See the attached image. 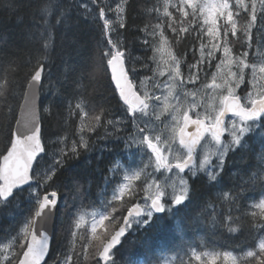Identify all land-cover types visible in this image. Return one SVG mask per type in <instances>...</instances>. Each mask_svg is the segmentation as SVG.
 I'll return each instance as SVG.
<instances>
[{
    "label": "snow or ice",
    "instance_id": "6c2138e0",
    "mask_svg": "<svg viewBox=\"0 0 264 264\" xmlns=\"http://www.w3.org/2000/svg\"><path fill=\"white\" fill-rule=\"evenodd\" d=\"M3 6L17 14V24L31 16L26 32L38 46L25 55L0 35L4 115H13L8 97L15 87L25 99L23 119L4 126L0 206L25 208L15 234L6 229L0 241V264H48L54 218L67 195L57 181L65 172L73 173L80 211L70 218L71 238L55 264H118L124 241L154 228L164 231L166 243L183 241L190 229L243 230L252 241L246 251L186 247L190 261L264 264V0H162L137 12L146 14L142 27L129 16L133 0L114 6L109 0H4ZM82 21L97 30L93 63L112 86L111 98L100 90L101 75L66 64V130L46 140L37 101L51 74L56 29H64L61 44L74 41L69 32ZM186 39L195 43L178 54L174 45ZM25 67L21 84L16 77ZM105 156L111 159L101 169ZM81 162L86 169L76 171ZM93 173L100 180L95 193ZM256 189L260 198L253 200ZM94 194L99 210L86 213L84 202Z\"/></svg>",
    "mask_w": 264,
    "mask_h": 264
},
{
    "label": "trees",
    "instance_id": "16d2710c",
    "mask_svg": "<svg viewBox=\"0 0 264 264\" xmlns=\"http://www.w3.org/2000/svg\"><path fill=\"white\" fill-rule=\"evenodd\" d=\"M67 2V0H63ZM117 0H109L113 6ZM158 2L162 0H133V6L129 9L130 18H135V23L143 26L145 22V15H138L137 12H143V9L151 8L157 5ZM4 0H0V35L8 38L10 42H14L17 47L22 50L25 55L29 54L34 47L38 44H33L29 42L28 34L26 32L27 28L31 27V16L25 15V20L23 24H17L16 13L11 10H7L3 6ZM95 10V9H94ZM24 15V13H19ZM6 18V19H5ZM246 17L241 13L240 18H237L241 23ZM54 21V17L51 18ZM75 19V16H74ZM155 22V21H153ZM64 29H56V47L52 52V64L50 66V76L44 80V87L41 94V113H42V125L44 138L46 140H54L57 136L62 135L66 130L63 127L62 115L64 112V105L66 103V97H68L71 92V84L69 80L63 79L65 73L66 64H72L74 67L79 68L81 71L86 72H96L101 75L100 90L103 92L104 97L111 98V85L106 78H103V69L95 67L93 61L96 59V42L98 39L97 30L88 25L86 22H81L79 26H73L72 30L69 32V36H74V41L71 39H66L61 44V33ZM129 38L135 33H129ZM239 36V33L237 34ZM195 43L190 39L181 41L179 45H174V49L179 54L183 51H188ZM239 44H236L234 51L239 49ZM135 54L138 56H143V50H140L134 46ZM151 55V53H149ZM251 55V54H250ZM23 59V57H21ZM188 61L194 62L189 52ZM15 67V66H13ZM139 68V65H137ZM183 70V68H182ZM27 68H22L20 74L16 77L17 80L24 83V72ZM140 76L150 75L151 73H146L140 70ZM24 89L22 87H15L13 89V95L8 97V103L11 105L13 115L5 116V109L3 108V101H0V153L3 152L5 144L7 141V135L4 130V126L7 123H11L13 127H16L15 121L19 118L20 107L23 103L22 92ZM91 91V88L88 89ZM114 104L115 101H112ZM51 107L52 112L45 111V109ZM74 125L75 121H71ZM252 144V141H249ZM239 156L236 157L239 160ZM111 159L110 156H105L104 160L99 162L98 167L103 169L108 161ZM247 162V160L245 161ZM97 166L95 157H93V167ZM86 165L82 162L76 166V171H84ZM254 170V169H253ZM90 171V170H89ZM236 171V169H233ZM72 172H65L63 176L57 181V184L66 185L62 190L63 193H67L63 196L60 203V212L57 218V225L55 228V240L52 243V249L50 256L48 258V264H55L57 258L65 251L66 245L71 238L68 234V228L70 224V218H74L73 213L79 214V201L73 202L74 192L72 189ZM93 180V193L96 192V185L100 183L99 175L93 173L91 176ZM199 190L202 192L203 188L198 186ZM51 190V189H50ZM251 191V190H250ZM257 193L253 196V200H258L259 189H256ZM27 193L21 194V201H24V197ZM67 200V207L64 201ZM252 202V201H249ZM25 205L22 203L21 208L18 210L13 205L8 207L0 206V241L6 235V229H11L12 234H15L16 228L22 220L21 213L24 211ZM99 210L98 198L94 194L89 200L84 202L83 211L90 213L92 211ZM12 215H9V214ZM190 234L184 236L183 241H174L171 243H166L163 240L164 231L159 228H154L147 233H141L138 236H130L126 241H124V246L121 249V253L117 255L116 259L118 264H127L129 259H134L138 262L146 260V258L151 259V264H164L165 261L171 264H180V261H185V264H189L190 257L185 250L186 247L195 248L197 252H224L230 251L234 255H239L242 251H246L247 248L252 246V241L248 238V233L243 230L238 233L229 234L223 230H216L215 232L205 228L203 230L190 229ZM80 234V233H79ZM81 235V234H80ZM80 242L77 240V247L79 248ZM160 257V259H157ZM195 261L191 260L190 264H194Z\"/></svg>",
    "mask_w": 264,
    "mask_h": 264
},
{
    "label": "water",
    "instance_id": "95a60500",
    "mask_svg": "<svg viewBox=\"0 0 264 264\" xmlns=\"http://www.w3.org/2000/svg\"><path fill=\"white\" fill-rule=\"evenodd\" d=\"M43 89V88H42ZM42 89L41 91L39 92V97H38V101H37V104H38V107H39V112H38V115H39V122L42 124V113H41V104H42V100H41V94H42ZM24 109H25V99H23V103L20 107V111H19V118L18 120H22L23 119V113H24ZM17 126V125H16ZM43 126V125H42ZM61 203V202H60ZM60 207V205H59ZM59 214V213H58ZM57 218H58V215L54 218V232H55V228H56V225H57ZM52 246V245H51ZM51 249L52 247H50V252H49V255L48 257L46 258L47 261H48V258L50 256V253H51Z\"/></svg>",
    "mask_w": 264,
    "mask_h": 264
},
{
    "label": "rangeland",
    "instance_id": "374dc122",
    "mask_svg": "<svg viewBox=\"0 0 264 264\" xmlns=\"http://www.w3.org/2000/svg\"><path fill=\"white\" fill-rule=\"evenodd\" d=\"M238 18H240V17H238ZM59 209H60V207H59ZM59 212H60V210H59ZM58 215H59V214H58ZM85 218H86V219H90V217H88V216H86ZM106 225H107V222H106ZM84 227L86 228L87 225H85ZM80 234L83 235L85 239L88 238V234H87V232H86L84 229L81 230ZM79 242L81 243L80 240H79ZM89 251H91V249H90ZM167 264H171V263H170V262H167ZM194 264H197V262H195ZM218 264H219V262H218Z\"/></svg>",
    "mask_w": 264,
    "mask_h": 264
}]
</instances>
